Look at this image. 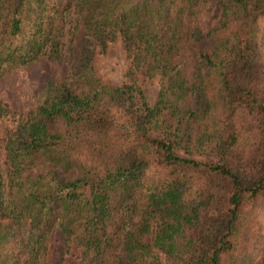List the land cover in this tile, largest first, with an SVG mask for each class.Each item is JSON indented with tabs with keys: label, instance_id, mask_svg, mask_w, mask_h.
Masks as SVG:
<instances>
[{
	"label": "trees",
	"instance_id": "trees-1",
	"mask_svg": "<svg viewBox=\"0 0 264 264\" xmlns=\"http://www.w3.org/2000/svg\"><path fill=\"white\" fill-rule=\"evenodd\" d=\"M263 18L264 0H0V76L67 69L24 117L0 105L16 121L0 264H46L56 228L89 264H226L244 213H264ZM117 39L131 67L111 85L96 56ZM245 264H264V236Z\"/></svg>",
	"mask_w": 264,
	"mask_h": 264
},
{
	"label": "rangeland",
	"instance_id": "rangeland-1",
	"mask_svg": "<svg viewBox=\"0 0 264 264\" xmlns=\"http://www.w3.org/2000/svg\"><path fill=\"white\" fill-rule=\"evenodd\" d=\"M212 15V11L206 13L203 17L206 23L210 18L213 21L216 19ZM257 39L264 62V18L257 28ZM96 66L108 84L117 85L128 80L131 62L120 39L111 43L105 53L96 56ZM66 70L63 61H52L46 57H41L28 65L6 69L0 76V105L9 107L16 113V117H24L29 110L38 105L48 82L61 80ZM134 76L148 100L154 103L160 89L159 79L146 75L143 67L136 69ZM15 125L16 121L12 114H0V160L4 166L5 139ZM263 215L261 204L244 213L235 234L236 249L227 257L226 264H245L252 249L264 236ZM46 264H89V257L74 241L66 244L64 234L56 228L49 238Z\"/></svg>",
	"mask_w": 264,
	"mask_h": 264
}]
</instances>
